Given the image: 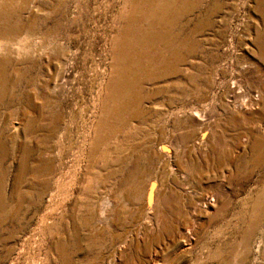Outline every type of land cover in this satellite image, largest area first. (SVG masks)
<instances>
[{
	"label": "rangeland",
	"instance_id": "1",
	"mask_svg": "<svg viewBox=\"0 0 264 264\" xmlns=\"http://www.w3.org/2000/svg\"><path fill=\"white\" fill-rule=\"evenodd\" d=\"M0 264H264V0H0Z\"/></svg>",
	"mask_w": 264,
	"mask_h": 264
}]
</instances>
